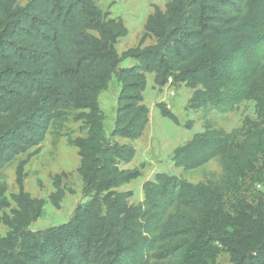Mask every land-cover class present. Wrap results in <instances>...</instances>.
I'll return each mask as SVG.
<instances>
[{"label":"trees","instance_id":"trees-1","mask_svg":"<svg viewBox=\"0 0 264 264\" xmlns=\"http://www.w3.org/2000/svg\"><path fill=\"white\" fill-rule=\"evenodd\" d=\"M129 30L97 0H0V264H212L228 252L233 264H264V215L245 202L231 214L226 193L240 194L264 155V0H170L155 7L137 47L122 53L118 41ZM148 38L153 45L143 46ZM135 63L121 64L127 59ZM154 82L185 83L192 103L216 112L255 103L257 120L240 141L216 128L197 132L176 148L173 160L185 171L217 158L219 184L193 183L157 173L143 185L144 198L118 189L141 176L123 168L149 122L144 103L147 74ZM113 76L121 83L109 135L100 95ZM165 117L175 116L159 104ZM76 113L88 134L70 142L78 148L77 172L88 200L65 223L33 231L45 201L24 189L10 199L4 168L39 146L49 126ZM55 176L51 202L65 197Z\"/></svg>","mask_w":264,"mask_h":264},{"label":"rangeland","instance_id":"rangeland-1","mask_svg":"<svg viewBox=\"0 0 264 264\" xmlns=\"http://www.w3.org/2000/svg\"><path fill=\"white\" fill-rule=\"evenodd\" d=\"M168 1L170 0H97L99 6L110 12L112 17H122L129 30L128 35L117 43L119 53L137 47L143 36L147 17L156 6L164 9ZM27 2L28 0H20L21 5ZM155 42L154 38H148L143 46L153 45ZM134 63V59L129 58L121 66L129 67ZM120 89L121 83L113 76L108 88L100 95L102 122L107 136L114 126ZM194 91V88L185 83L157 85L154 74H147V87L143 95L144 103L149 108V122L136 140L117 138L121 144L132 146L136 150L133 160L122 167L141 172L140 177L118 189L132 191L133 195L129 200L131 204L144 198L143 183L153 179L157 173L176 175L193 183H221L223 170L219 159L215 158L199 168L185 171L175 165L174 151L189 141L195 133L206 128L219 129L240 141L250 125L257 120L255 103L252 100H244L233 111L220 113L211 107H199L192 103ZM159 104L171 112L177 121L165 117ZM88 130L86 122L79 119L76 113L69 114L65 119L57 120L49 126L45 139L39 146L7 164L4 168V179L8 184L10 206L6 212L16 207L11 194L19 192L16 171L23 162L25 191L33 198L45 201L43 213L32 223L30 229L37 231L67 222L77 205L88 200L83 193L82 178L77 172L80 164L78 148L70 142L87 136ZM57 175H61L62 185L66 188L65 197L59 207L54 206L50 198L55 191L53 180ZM245 202L254 209L255 214L264 215V155L256 170L250 172L244 181L241 193L237 195L227 192L224 204L229 213L235 214ZM2 213L0 210V215ZM8 230L7 226L0 225V237L5 236ZM212 264L233 263L229 253L223 252Z\"/></svg>","mask_w":264,"mask_h":264}]
</instances>
